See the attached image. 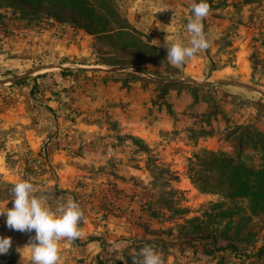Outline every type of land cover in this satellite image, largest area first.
Wrapping results in <instances>:
<instances>
[{"label":"rangeland","instance_id":"1","mask_svg":"<svg viewBox=\"0 0 264 264\" xmlns=\"http://www.w3.org/2000/svg\"><path fill=\"white\" fill-rule=\"evenodd\" d=\"M90 1L98 5L101 0ZM131 1L113 0L110 8H99L97 13L105 24L99 20L93 26L84 18L77 24L58 23L43 13L24 17L13 9L0 8V50L9 41L14 43L17 53L28 50V31L36 30L58 32L67 48L60 57L50 60L34 57L28 60V54L3 53L0 56V111L8 107L7 96L12 89L19 95L20 89L28 91L31 87L33 95L37 93V79L58 74L66 76L64 80H70V75L84 77L76 84H67L55 96L70 110L73 107L90 109L88 99H91L102 128L91 144L101 151L111 146L115 154L108 160L115 157L128 159L133 164L143 163L147 184L141 188L145 192L153 191L136 214L142 232L132 241L124 264L142 259L139 253L145 246H152L161 253L164 264H264V212H252L247 200L203 191L200 180L206 173L198 164L206 158L207 151L236 158L237 145L245 129L264 134V117L253 121L239 117V112L227 113L213 97L218 93L216 87L223 86L251 92L264 102V54L246 48L241 54L245 65V70L239 74L242 79L220 80L244 86L202 87L198 84L210 81L189 78L185 68L203 64L198 59L204 51L183 65L173 66L166 59L167 49L163 47L175 39L188 44L190 36H171L178 30L175 26L176 30L169 29L170 21L192 15L191 4L200 0H163L160 8L149 5L148 8L140 6L138 10H134L136 7L131 3L128 5ZM207 2L211 6L209 14L222 16L236 29L246 24L253 29L255 26L257 32L253 33L264 38V0ZM139 8L149 12V18H142ZM16 38L18 40L14 41ZM29 41L32 46L35 40ZM114 67L127 69L108 71ZM255 70L257 74H253ZM181 95L189 99L182 98L176 109L172 101ZM128 106L132 109H127ZM154 106H158L157 122H160L155 127L151 121ZM74 121L75 117L65 112L61 122L64 126H60L62 135L59 138L58 131L50 138L70 156L77 155L81 148H78V140L68 135L70 129L65 126ZM152 130H155L154 136ZM251 139L245 141L244 147L253 157L257 170L264 164V156L260 144ZM17 171L28 175L32 170L27 161V165ZM13 185L0 179V202L11 197ZM100 191L107 205L113 206L117 199L114 187L106 186Z\"/></svg>","mask_w":264,"mask_h":264},{"label":"crops","instance_id":"2","mask_svg":"<svg viewBox=\"0 0 264 264\" xmlns=\"http://www.w3.org/2000/svg\"><path fill=\"white\" fill-rule=\"evenodd\" d=\"M129 3L136 7L134 10H138L140 6L148 8L149 5H157L160 8L163 0H132L128 5ZM132 5L130 7H133ZM140 8L138 13L142 18H149V12ZM190 16L182 15L181 18L170 21L169 29L178 30L176 35L171 36H190L185 27L188 23L185 19L189 20ZM129 21L132 22V19ZM203 24L210 46L198 59L204 65L196 64L194 67L185 68L186 74H190L189 78L193 80L202 78L214 83L232 77L242 79L239 74L245 70L241 61L243 51L249 48L257 51L256 54H264V38L253 33L255 26L253 29L246 24L243 28L236 29L229 20L212 14L203 20ZM31 38L35 40L32 46L29 41ZM61 39L56 31H28V50L17 53L13 48L14 43L9 41L5 45L6 50H0V56L10 52L13 56L28 54V60L33 57L57 59L67 49ZM16 40L18 39H14ZM250 69L253 71L252 67ZM257 73L256 70L253 72ZM68 78L70 80H64L66 76L58 74L37 79V93L33 95L31 87L28 91L20 89L19 95L15 93L16 89L10 91L7 96L10 103L0 111V179L9 185L21 179H30L37 187V193L48 195L53 206L66 202L69 197L79 203L84 212V219L80 224L83 236L72 243L61 242L64 264H124V259L129 256L132 241L139 238L142 232L136 214L139 213L143 201L153 194V191L148 189L145 192L141 188L146 183L147 171L139 161L133 164L128 159L120 160L115 157L114 160H108L110 155L115 154L111 146H108L111 150L106 147L105 151H101L91 144L102 131L97 115L94 114L97 109L93 101L88 99L90 109L77 110L73 107L70 110L69 106H65L55 96L67 84H76L84 77L70 75ZM216 88L218 93L213 97L225 112H239V117H248L253 121L264 117V102L254 97L251 92L244 93L223 86ZM182 98L185 101L189 99L184 95L177 100L173 99L176 109ZM157 108L158 106H154L152 109L151 121L154 127L160 123L157 122ZM127 109H132V106ZM56 112L61 117H58ZM65 112L75 117L73 124L65 126L70 129L68 135L77 139L78 148L81 147L78 154L73 156L56 146V142L50 141L51 137L56 136V132L59 131V138L62 135L60 126H64L61 122ZM137 134L143 136L141 132ZM154 134L155 130H152V135ZM27 161L32 171L24 175L18 172L17 168H23ZM106 186L114 187L116 191L117 199L113 206L107 205L102 198L100 189ZM11 199L10 197L0 202V211L10 208ZM103 213L104 217H101ZM34 235V231L22 233L9 229L6 216H0V237H10L12 240L8 254L0 255V264H31L30 251L26 246ZM119 241H125L127 246L120 252H114L113 244Z\"/></svg>","mask_w":264,"mask_h":264},{"label":"clouds","instance_id":"3","mask_svg":"<svg viewBox=\"0 0 264 264\" xmlns=\"http://www.w3.org/2000/svg\"><path fill=\"white\" fill-rule=\"evenodd\" d=\"M210 11L211 6L207 0L193 2L190 6L192 15L185 26L190 33L188 44L175 39L174 42L163 45L167 49L166 59L173 66L183 65L186 60L195 59L198 52L209 48L203 20ZM10 196L12 207L0 211V216H6L9 229L22 233L35 232L26 246L30 251L31 264H64L61 242L72 243L83 236L80 224L84 219V212L79 203L69 197L66 202L53 206L48 195L37 193V187L30 179L17 181L10 189ZM11 246L10 237H0V255L8 254ZM126 246L125 241L115 242L113 251L120 252ZM139 256L142 259L134 260L133 264H164L162 254L152 246L142 248Z\"/></svg>","mask_w":264,"mask_h":264},{"label":"trees","instance_id":"4","mask_svg":"<svg viewBox=\"0 0 264 264\" xmlns=\"http://www.w3.org/2000/svg\"><path fill=\"white\" fill-rule=\"evenodd\" d=\"M112 1L101 0L95 5L90 0H0V8L13 9L24 17L43 13L58 23L77 24L84 18L93 26L99 20L105 24L97 10L110 8ZM251 138L260 144L264 156V134L245 129L237 145L236 158L212 151L204 153L206 158L198 163L201 168H205L206 173L200 180V187L205 192L229 199L247 200L252 212H264V164L256 170L253 157L246 153L244 147L245 141L250 142Z\"/></svg>","mask_w":264,"mask_h":264},{"label":"water","instance_id":"5","mask_svg":"<svg viewBox=\"0 0 264 264\" xmlns=\"http://www.w3.org/2000/svg\"><path fill=\"white\" fill-rule=\"evenodd\" d=\"M126 69H127L126 67H114V68H112V69H110L108 71L116 72V71H124ZM135 72L139 73V71H137V70H135ZM17 79H19V78H15L14 80H17ZM14 80H12V81H14ZM215 84H230V85H236V86H244V85H242L240 83L228 82V81H218V82H214V83H203V84H198V85H200L202 87H205V86H210V85H215ZM245 87H247V86H245ZM247 88H249V87H247Z\"/></svg>","mask_w":264,"mask_h":264}]
</instances>
